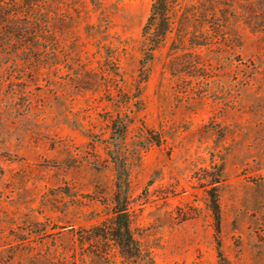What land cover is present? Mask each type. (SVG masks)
Instances as JSON below:
<instances>
[{"label": "rangeland", "instance_id": "1", "mask_svg": "<svg viewBox=\"0 0 264 264\" xmlns=\"http://www.w3.org/2000/svg\"><path fill=\"white\" fill-rule=\"evenodd\" d=\"M48 2L0 56V264H264V0H173L151 53L152 0Z\"/></svg>", "mask_w": 264, "mask_h": 264}, {"label": "trees", "instance_id": "2", "mask_svg": "<svg viewBox=\"0 0 264 264\" xmlns=\"http://www.w3.org/2000/svg\"><path fill=\"white\" fill-rule=\"evenodd\" d=\"M173 0H152L150 12L143 27V36L149 43L147 50L151 51L159 47L169 30V6ZM49 5L48 0H0V56L8 49L24 50L26 48L34 50L37 39L43 34V28H38L37 19ZM157 27L154 37H150L151 28ZM45 33L47 31L44 30ZM1 63V62H0ZM118 132L122 138L126 131V123L122 119ZM127 176H124V189L120 183H116V193L114 194L113 221L111 228L112 240L126 250H131L133 242L127 212L126 191ZM120 192L122 196H120ZM212 208L216 223L219 228L220 215L218 195L213 193ZM137 249V248H135Z\"/></svg>", "mask_w": 264, "mask_h": 264}]
</instances>
